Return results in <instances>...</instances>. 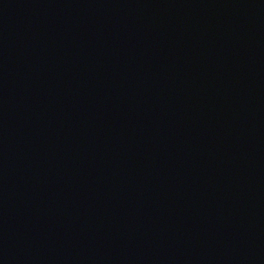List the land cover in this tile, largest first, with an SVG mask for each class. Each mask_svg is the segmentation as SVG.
Here are the masks:
<instances>
[{"label":"water","instance_id":"water-1","mask_svg":"<svg viewBox=\"0 0 264 264\" xmlns=\"http://www.w3.org/2000/svg\"><path fill=\"white\" fill-rule=\"evenodd\" d=\"M0 200L81 264H264V0H0Z\"/></svg>","mask_w":264,"mask_h":264}]
</instances>
